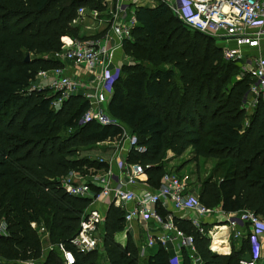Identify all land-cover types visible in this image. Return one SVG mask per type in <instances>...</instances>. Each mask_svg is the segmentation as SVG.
<instances>
[{"label": "trees", "instance_id": "16d2710c", "mask_svg": "<svg viewBox=\"0 0 264 264\" xmlns=\"http://www.w3.org/2000/svg\"><path fill=\"white\" fill-rule=\"evenodd\" d=\"M101 1L0 0V264H63L57 246L71 254L70 264L171 263L159 245L139 255L123 230V210L113 204L96 226L94 248L72 243L89 199L68 194L59 179L105 168L97 157L78 156L79 149L117 140L123 128L143 147H130L126 161L141 167L151 184L163 174L166 151L175 157L190 148L195 165L199 158L214 160L199 181L200 204L224 213L248 210L264 220V109L257 101L242 127L249 77L235 78L238 64L224 59L210 37L183 25L165 0L133 7L135 24L121 40L131 61L121 64L112 85L110 123H80L88 108L80 94H69L53 110V95L32 88L39 71L59 66L50 54L61 50L63 37L83 39L72 25L77 9H100ZM172 222L192 236L199 264H238L246 252L245 240L227 255L218 253L227 243L213 241L211 252L209 237L190 221ZM177 264H191L182 249Z\"/></svg>", "mask_w": 264, "mask_h": 264}, {"label": "built area", "instance_id": "2783aa9c", "mask_svg": "<svg viewBox=\"0 0 264 264\" xmlns=\"http://www.w3.org/2000/svg\"><path fill=\"white\" fill-rule=\"evenodd\" d=\"M113 2L111 15L117 17L143 0H111ZM172 13L188 29L197 31L210 37L216 45V41H221L223 57L226 60L242 64L249 72L248 90L243 97L252 99L253 103L260 101L264 109V0H165ZM85 8L80 7L76 13L79 17L84 13ZM77 19V18H76ZM135 24L131 16L125 21H119L117 26L112 27V32L121 41L130 37V28ZM67 39V42L64 40ZM107 48H97L92 41L75 40L70 37L62 38L61 50L53 53L57 61H67L73 66L82 65L92 71L99 68L94 77L95 86L90 92L79 90L78 83L66 76L61 66H55L49 71L52 73L49 87L53 98L50 105L53 110H57L61 101L69 94H80L88 101V108L82 114L79 122L93 119L100 124L110 123V118L106 114V103L112 92V85L120 76L119 66L109 65V55ZM47 70H41L36 77H44ZM33 88V86H32ZM39 89V87H34ZM117 150L115 158H118L120 145L126 143L128 150L133 147L136 151H143V147L137 145L136 137L126 128L117 140H111ZM98 161L104 162L99 158ZM117 173H112L108 167L103 174L80 173L69 171L59 179L64 190L74 196L87 197L89 205L81 216L80 230L72 238V243L81 250L94 248L98 239H95V229L101 225L104 212L99 213L96 206L106 203L103 201L111 197L114 206L121 208V203L132 202L131 209L123 211L124 223L133 220L149 224V229L142 231L145 236L140 247L139 254L144 256L145 248L159 245L167 249L171 244L176 249V254L172 255L170 264H177L180 250H184L191 264H199V257L193 246V238L190 234L173 225L172 212L161 214L159 207H170L174 212L184 213L182 219H187L198 229L206 234L211 243V233L204 231L203 217L210 213V209L204 207L198 201L195 193L184 191V184L172 174L160 176L158 187L152 191H137V185L141 177L145 175L143 169L136 164H129L128 171H123V162L115 161ZM95 170V169H93ZM86 176L92 180H88ZM91 181L94 182L92 189ZM122 209V208H121ZM191 213V214H189ZM228 226L233 228L232 237L239 241L245 240L247 243L246 252L238 259V264H264L262 255V242L259 232L264 231V220L251 211L243 210L226 218ZM0 235H5L4 224L0 222ZM34 223L30 226L34 228ZM37 233H41L43 228L37 227ZM97 240V241H96ZM211 252H215L210 248ZM63 264L72 262L71 254L61 249ZM23 264H35L29 260Z\"/></svg>", "mask_w": 264, "mask_h": 264}, {"label": "crops", "instance_id": "0c3cea01", "mask_svg": "<svg viewBox=\"0 0 264 264\" xmlns=\"http://www.w3.org/2000/svg\"><path fill=\"white\" fill-rule=\"evenodd\" d=\"M155 2H156V0H143L138 5L152 6L155 4ZM101 5H102V8H100V9H87V8H85L84 13L82 15H80L77 19H75L72 22V25L78 29V36L83 38L82 40L92 41L94 47L107 48L108 49L107 53L109 55L108 61H109L110 66H112V67L119 66L120 67L121 64L130 62L131 58L126 56L123 53L122 48H121V41H119L117 36L112 32V27L117 26L119 24V21H125V20L129 19V17H131V16L133 17V13H132L133 8L131 10H128L125 13L115 17V16L111 15V11H112L111 9H112V5H113V2L111 0H102ZM66 38H67V36H66ZM64 40L67 42V39H64ZM50 56L52 58H54L53 54H50ZM59 66H61L63 68L64 74L66 76H69L70 78H72L73 80H75L78 83L79 90L77 93L81 94L82 91H84L86 93L92 91V89L95 86V83L94 82H93V84L90 83V80L91 79H93V81L95 80L94 77L96 76V74L99 71L98 67H96L94 69V71H92L88 67L85 68L82 65H79L76 67V66L69 64L67 61H62V60L59 61ZM49 70H47L44 77L40 78V79L46 78L44 80V83L47 82L46 85L49 84L50 78L52 77V73ZM42 83H43V81H42ZM41 88H43V85L41 86ZM255 104L256 103H253L252 99H245V102L243 103V108L245 111V118L242 121V127H245V125L247 124V118L249 116H251L252 113L254 112ZM93 145L102 146V148L105 147L106 150L104 152H107L109 154L107 157H105L103 159V161H104L103 163L105 165V168L98 170L99 173L101 172V170L107 169V167L114 174L119 172V171H117L115 161H122L123 162V169H124L123 171H125V172L128 171V168L130 166L128 164V162L126 161V155L128 153V145L125 142L120 145V149L118 152V158H116V159H114V158H115L117 150H115V146L112 144L111 141L107 140L104 142L95 143ZM183 153H185V155L191 154L190 148H187ZM170 155H171V153L169 151H166L165 160H167V158ZM166 156H168V157H166ZM180 156H178V157H180ZM199 159H202V158H199ZM163 168H164V166H163ZM95 171L98 172L97 170H95ZM96 172H92V173L96 174ZM103 172H102V174H103ZM96 175H99V174H96ZM86 178L88 180H92L88 176H86ZM91 183H92V184H90L91 187L94 188V186H95L94 182L91 181ZM149 183L150 182L147 180V176L144 175L141 177V180L136 187L137 189H135V190H137L138 192L142 191V190H150V191L154 190L156 188V186L154 187L153 184H149ZM189 188L197 191V186L196 187L190 186ZM103 201H109L108 203L105 204L106 207H107V205L113 204L112 202H114L111 197H109L108 199H103ZM106 207H105V210H106ZM132 207H133L132 202L121 203V208L123 211L131 209ZM158 207H159V210H160L162 215L169 213V212H172V214H174V217L181 218L184 214L182 212H174L170 207H167V208H163L160 206H158ZM209 209H210V213L207 216L202 218L203 219V223H202L203 227L204 228L205 227L211 228V230H209V232L211 234L214 233L215 231H219V230H214V227H216V229L219 227H222V226L225 227L226 229L220 235L224 236L226 239V237H227V236H225L226 230H228V232H230V233L233 231V228L228 226L226 218L231 217L232 215H234L238 212L224 213L218 207L209 208ZM103 212H105L104 209H103ZM189 214H191V213H189ZM134 221L135 220L131 221L130 223L132 224V223H134ZM132 231H133V229H132ZM259 238H260L262 245H263L264 231L259 232ZM227 246H228V248H230L229 244H227ZM167 250H168L170 256L176 254V249L171 244L167 245Z\"/></svg>", "mask_w": 264, "mask_h": 264}, {"label": "rangeland", "instance_id": "374dc122", "mask_svg": "<svg viewBox=\"0 0 264 264\" xmlns=\"http://www.w3.org/2000/svg\"><path fill=\"white\" fill-rule=\"evenodd\" d=\"M216 45L218 47H220L222 45V42L217 40ZM237 70H238V72H237V74H235V76H234L235 78L248 76V74H249V72H247V70H246V67H244L242 64L238 65ZM40 78L41 77H35L31 86L39 87V89L44 91L46 94L51 93V89L48 86L49 84L46 85L47 82L44 83V80L46 78L45 79H40ZM42 81H43V83H42ZM93 82H94L93 79H91L90 83L93 84ZM42 85H43V88H41ZM105 150H106L105 147L102 148V146L91 145V146L79 149L78 156L86 155L89 157H97V158L104 159L105 157H107L109 155L107 152H104ZM166 157H168V156H166ZM190 157H191V154L185 155V153H183L180 157H178V156L173 157L170 155L167 158V160H165V158H164L163 160H165V161L163 164V166H164L163 172L165 174H172V175L176 176L184 184V191H186V192L188 191V192H192V193L197 194V191H195L194 189H191L189 187L190 186H195V187L197 186V188H198L199 181L209 173V171H210V169L214 163V160H212V159H199L198 163L195 165V163L193 161L189 160ZM98 170H100V169H98ZM103 171L105 172V170L103 169L99 173V171L96 172L95 170L88 169V170H86L85 173L96 172V174H102ZM149 184H151V183H149ZM158 184L153 185V186L154 187L156 186V188H157ZM96 207L98 208V211L100 213L101 210L104 209V204H101L100 206H96ZM0 222H2V221H0ZM0 227H1V225H0ZM149 228H150L149 224L142 223L139 221H134V223H132V224L130 222L124 223V226H123V230L125 232H127L128 234H130L131 238H135V241H136V243H138V245H142L145 241V236L141 235L142 234L141 232L142 231L144 232L145 230H147ZM33 229L37 230V227L34 225ZM132 229H133V231H132ZM209 230H211V228H207V227L204 228V231L206 233ZM225 234H226L225 236L228 237V238L226 237V239H225L226 243L229 244L230 248H228V246L226 245L223 247V250L221 252H218V253L227 255L232 250L239 252L240 251L239 239L233 238L232 232L230 233V232H228V230H226ZM96 235H97V233H96ZM117 238L122 240L123 234L117 235ZM41 241L44 243V247L47 248V244H45L46 240L44 237H41ZM213 241H214V236H212L211 249L216 251V249L213 247ZM150 251H152V249L150 250L148 248H145V250H143V252H145L146 254L149 253ZM139 255H141V254H139ZM262 255L264 257V241H263V247H262ZM20 263L23 264L22 262H20Z\"/></svg>", "mask_w": 264, "mask_h": 264}, {"label": "bare ground", "instance_id": "6f19581e", "mask_svg": "<svg viewBox=\"0 0 264 264\" xmlns=\"http://www.w3.org/2000/svg\"><path fill=\"white\" fill-rule=\"evenodd\" d=\"M225 229H226L225 227H219V228H217V230H219V231H215L214 233H212L213 235L211 234V236H214V242H216L218 244H221L222 242H218V240H222V241H225L224 244H226L225 237L224 236H220V234L223 233V231ZM214 230H216V227H214ZM211 243H212V238H211ZM211 243H210V248H211Z\"/></svg>", "mask_w": 264, "mask_h": 264}, {"label": "water", "instance_id": "95a60500", "mask_svg": "<svg viewBox=\"0 0 264 264\" xmlns=\"http://www.w3.org/2000/svg\"><path fill=\"white\" fill-rule=\"evenodd\" d=\"M27 59H28V56L26 55V56H25V60H27ZM215 253H216V252H215Z\"/></svg>", "mask_w": 264, "mask_h": 264}]
</instances>
